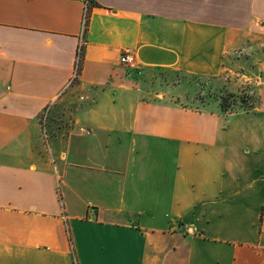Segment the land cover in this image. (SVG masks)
<instances>
[{
	"label": "crops",
	"instance_id": "obj_1",
	"mask_svg": "<svg viewBox=\"0 0 264 264\" xmlns=\"http://www.w3.org/2000/svg\"><path fill=\"white\" fill-rule=\"evenodd\" d=\"M0 264H264V0H0Z\"/></svg>",
	"mask_w": 264,
	"mask_h": 264
},
{
	"label": "rangeland",
	"instance_id": "obj_2",
	"mask_svg": "<svg viewBox=\"0 0 264 264\" xmlns=\"http://www.w3.org/2000/svg\"><path fill=\"white\" fill-rule=\"evenodd\" d=\"M241 73H243L241 71ZM240 71L227 70L219 78L214 80L193 79L180 76L175 73L158 72L149 80L148 86L161 93H174L183 95L184 88L186 93L189 91L193 101L185 104L191 108H203L206 106H217L224 113H233L240 110H251L256 106L257 98L254 91L255 80L247 82L241 78ZM142 72L136 67L134 74H129L134 80H139ZM142 78V77H141ZM149 79V78H148ZM186 82L188 85L178 86ZM173 84V85H171ZM180 88L183 92L180 91ZM167 219L168 215L166 216Z\"/></svg>",
	"mask_w": 264,
	"mask_h": 264
},
{
	"label": "built area",
	"instance_id": "obj_3",
	"mask_svg": "<svg viewBox=\"0 0 264 264\" xmlns=\"http://www.w3.org/2000/svg\"><path fill=\"white\" fill-rule=\"evenodd\" d=\"M85 7L86 8L88 7V0H85ZM85 16H86V13H85ZM81 47L82 46L80 44L79 48H78V59H77L76 68H75V72H74L73 78H76L77 73H78V63H79V56H80V53H81ZM119 62L122 65H128V66H132V65L136 64L135 57L130 52L123 53V55L119 59Z\"/></svg>",
	"mask_w": 264,
	"mask_h": 264
},
{
	"label": "trees",
	"instance_id": "obj_4",
	"mask_svg": "<svg viewBox=\"0 0 264 264\" xmlns=\"http://www.w3.org/2000/svg\"><path fill=\"white\" fill-rule=\"evenodd\" d=\"M87 24V22H85ZM80 62V61H79Z\"/></svg>",
	"mask_w": 264,
	"mask_h": 264
}]
</instances>
